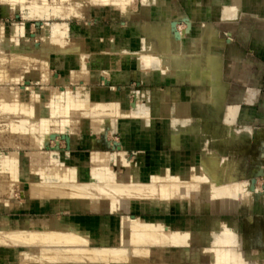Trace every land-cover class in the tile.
I'll return each mask as SVG.
<instances>
[{"label": "rangeland", "instance_id": "rangeland-1", "mask_svg": "<svg viewBox=\"0 0 264 264\" xmlns=\"http://www.w3.org/2000/svg\"><path fill=\"white\" fill-rule=\"evenodd\" d=\"M83 1H74L71 4L66 1L62 7L57 6L54 1H50L52 4L48 2V6L42 8L43 10H34L31 6L21 3L10 8L7 15L2 14L3 8L0 5V60L2 59L3 62L0 63L2 64L0 66V219L3 220L4 217L12 215H16V217L23 216L24 218L28 215H46L48 216L47 220L52 221L53 217L59 219L68 215L74 216L73 212L60 208L58 204L52 207V197L44 193L38 197L37 209L20 208L23 205L28 206L31 200L34 201L31 190L34 188L36 181H40L43 184L54 186L52 188L53 193L57 196V200L61 201L60 203L72 200L70 197L67 199L58 197L59 190H64L66 192H82L83 196L94 193L96 196L107 197L109 194H112V196L114 194L119 196L118 198H125L131 204V208L128 210H112L103 213L95 210L96 213L93 209L78 216L120 215L128 220L130 214H136L145 218L149 217V220L163 221V224L161 225L160 222L158 225L151 224V228H158L152 235L144 231H127L123 236H115L109 242H105L106 240L102 237L105 232L97 229L99 228L97 226L82 232L85 235L83 234L84 237L79 238V242H70L69 237L66 240L58 230L22 231L15 236L7 234L0 227V231L2 230L0 232V264H23L26 259L24 258L26 254L23 253L28 252L31 248L36 251L34 250L29 254L31 258L33 257L36 260L39 254L41 256L49 254H45L47 252L46 247L54 248L53 252L63 254V257L56 256L62 262L63 260L76 262V259L69 258L70 254L73 256L72 253L74 255L76 253L78 256H82V261L91 262L95 260L93 263L97 261V264H106V262L107 264H112L111 262L116 264V261H125L124 264H132L130 256L138 259L139 257L149 258L151 256L150 252L144 250L145 245L140 241L141 239L146 240L148 246L152 248H175L174 254L176 257L184 258L183 261L186 264H222L226 251L231 252L233 255H236L238 251H242L252 259L250 264H264V175H255L260 169L264 171V71H262L264 67V34H262L264 33V13L259 12L260 8L255 7L248 10L240 9L236 16L221 18L210 14V5H200V2L197 1L190 7L191 13H188L183 0H174L179 7H182H180V11H183L180 12L179 17L176 16L178 17L176 18L177 22L181 25V29L176 28L179 32L180 30L192 34L196 31L201 32V25L199 21H196L198 18L194 22L193 17L190 16L199 12L203 14L200 20L206 22V25H210H207V27L214 25L218 28L217 39L220 41L228 42L232 35L230 31H224L222 27H219V24L226 22V20L240 19L239 17L244 12L249 13V17L245 21H249L247 22L249 24L248 29L253 32L244 38H241V36L234 38L239 49L244 52L239 58L240 62H244L243 64L247 66V62H250L249 66L251 65L252 68L248 67V69L250 68L249 72L252 74H248L250 82L247 87L245 86L247 89L243 88V91H245L243 94L246 95L247 99L239 100L233 104L237 108L235 110L237 112L236 120L229 130L232 133L230 135L233 136V142L221 150H216L213 146V138L202 144L196 140V143H200V146L193 147V152L213 158L215 163H211L208 167H203L199 162L193 163L191 174L185 175V172L177 173L179 169L177 166H173L174 163L155 164L145 159H141L139 163L140 153L144 150H146V153H150V150L141 145H129L126 148L119 146L123 140L122 133L120 130L110 127L111 122L117 121V116L115 117L112 114L119 113V109L122 110V108L129 109L127 111L128 117H125L126 113V115L124 114V124L126 125L129 124L131 116L134 117V119L131 118L134 120L132 123H135V119H137L135 117L138 115H141V118L138 116L139 119H137L136 124L145 122L150 124L151 122V125H155L167 121L166 116L160 117L161 115L152 114L156 105L154 97H151V102L149 100L140 114H135L136 111H139L138 106L144 103L140 97L144 91L143 89L155 94L157 90L164 89L167 85L162 79H159L162 74L165 75L169 70V66L163 61L164 56L160 55L162 53L159 51H154L149 42L144 41L142 45H139V40H135L137 37L135 33L117 35L118 32H115L116 28L130 27L132 22L150 21L147 17H141V19L138 16L141 7L140 1L134 0L129 4V8L119 10L110 5L95 7L96 5H91L89 1ZM60 8H62V12ZM65 9L68 10V15L65 14L67 13ZM254 15L257 16L254 17ZM37 21H40V25L36 24ZM44 22L49 24V30L51 31H49L50 35L47 38L43 37L44 34L41 28ZM177 22L175 21L176 27ZM74 23L84 27L81 36H75L73 33ZM54 25L58 27L59 31L62 30L63 32L58 31V34L56 33L53 36ZM253 28L260 33L257 34ZM14 29H17V34H14V31H16ZM5 31L8 34H5ZM13 35H15L14 38H12ZM252 40H255V42ZM68 44L76 50L73 49V52H71L72 50ZM127 44L137 46L129 50L126 49ZM45 45L48 48H45ZM56 46H58L57 51L59 49V53L55 52ZM53 47L55 48L53 49ZM42 48L49 53L45 51V57H48V62H45L46 65L48 64L47 66H44V62L43 64L41 62L47 59L45 57H41V59L38 55L42 53L41 55L44 56ZM48 49L52 51H48ZM60 49L62 51L64 49L62 54ZM39 50L42 52H38ZM64 54L79 55V59L77 58L75 62L68 60L65 70L60 67V64H51L54 58L61 59ZM247 55L248 57H246ZM155 56L157 60H161L162 67L158 66L156 70L154 69L155 66L150 65V63H153L152 57L155 59ZM38 60L41 64L39 66ZM31 61L35 66L32 67V63L27 64ZM25 62L26 64H24ZM162 62L165 65H162ZM4 64H6V67L8 66L9 70L7 71L12 70L11 74L8 72L6 74ZM27 65L30 67H25ZM2 66H4V69ZM14 67L17 69L15 70ZM29 69L36 72L34 78L27 76V74H30ZM72 71L80 72L79 74L76 72L77 76L72 74L71 77L66 78L67 80L61 77L64 72L69 75ZM42 73L45 74L46 80H40L39 77ZM22 76L31 78L29 82H25L26 85L30 86L26 94L19 88L24 82L21 79ZM54 76H60L61 81L54 80ZM225 84H227L226 96L229 97L232 93L230 83L225 82ZM2 87L6 88L2 90ZM104 87L106 90L108 88L106 92L110 94L106 95L107 97L103 100L90 96L92 88L102 89ZM193 92L194 98H199L200 88H196ZM115 102L118 104H115ZM156 111L164 112V106H157ZM244 114L245 116L242 118ZM249 116L252 117L251 119L254 122L243 123L242 121ZM21 117L25 119L23 120ZM238 117L240 121L237 120ZM64 135L72 137L75 145L67 149ZM131 138L127 140H133L134 142V138ZM149 138V136L145 137V143L150 140ZM169 139L171 137L168 138L164 135L162 140L168 142ZM183 139H186V137ZM172 142L173 139L170 144ZM53 144L58 145L59 153L51 154L48 151L47 147ZM160 149L158 146L152 147L154 152ZM68 150H71L69 154L66 153ZM115 150L122 152L118 154V161L111 158V153L114 154ZM171 150L172 145H168L166 151L169 153ZM92 154H103L106 159L97 164L96 161L89 160V155ZM143 154L145 155V153ZM71 156H75L80 161V164H78L80 166L71 162ZM123 157H126L128 162L124 161ZM98 166H105L113 173L112 181L123 185L120 191L116 190L115 185L112 187L108 184L111 176L102 177L100 174L95 173L93 168ZM71 167H73V170L69 169ZM128 167L131 168V176L125 179L124 175L130 171ZM203 168L206 171L199 177L198 174ZM252 179H255L253 188ZM99 184L110 188V191H106L107 194L109 193L108 195L105 191H99L97 187ZM180 186H186V190L197 191V193L199 189V191L207 189L212 194L219 191L224 193L229 200L234 194H241L235 198L236 200L241 198L240 201L235 202H243L247 205L238 206L233 211H208L203 213L202 211L195 212L187 209L177 213L178 215L188 216L186 221L190 223L202 219L204 225L207 223L206 219L211 218L212 215L220 213L222 216L232 217L237 221L236 224L240 225L239 231H233L234 234L240 237V242L235 243L232 240L212 243L205 240L198 241L197 238L194 239L195 235H200L201 239L204 238L206 231H208L206 227L202 226L201 231L197 232L190 224L186 228L181 227L180 224L173 225L174 212L170 211L169 208L171 205L183 202L185 197L188 199L179 190ZM180 191L181 193H179ZM237 191L242 193L238 194ZM246 191L250 193L246 194ZM68 195L72 196L71 193ZM78 195H80L78 196L79 199L85 200L88 198L83 197L81 193ZM167 195L171 196L173 200L167 197L168 201L162 203V198H166ZM112 196H110V199L107 197V199L114 200L115 198L112 199ZM170 199L173 202L170 203ZM1 215L4 217L2 218ZM75 225L79 229L82 228L78 224ZM92 236L99 237L98 239L101 242ZM158 236H160V239L164 237V242L155 240ZM85 238H89L88 240H93V242L85 243ZM21 240L22 245H19ZM40 247L44 248V250L40 249L41 252L39 251ZM48 248L46 249L48 250ZM220 248H223V256L219 260H212L210 256L207 257V252L204 251V249H209L210 252L216 253ZM65 249L68 250L67 253ZM117 249L119 251L116 252V255L109 252ZM63 252L69 257L65 256ZM192 252V259H189ZM58 253L56 255H59ZM118 257H120V261ZM31 258L29 256L30 260L27 261H34ZM111 258L116 260L112 261ZM160 264L170 263L166 259ZM237 264L243 263L239 262Z\"/></svg>", "mask_w": 264, "mask_h": 264}, {"label": "bare ground", "instance_id": "bare-ground-1", "mask_svg": "<svg viewBox=\"0 0 264 264\" xmlns=\"http://www.w3.org/2000/svg\"><path fill=\"white\" fill-rule=\"evenodd\" d=\"M50 1L51 2L54 1L57 4V6L62 7L66 1H68L67 3L71 4V2H74V1L77 2V1H83V0H0V5L3 8L2 14L7 15L10 11V8L16 7L17 4H21V3L26 4L28 6H31L34 10H37V9H42V8L46 7L48 2L51 3ZM86 1H89L91 5L92 4L96 5L95 7H106V6L110 5V6L114 7L115 9L119 10L122 8H124V9L129 8V4H131L134 0H86ZM139 1L141 3V7L139 8L140 12H139L138 16L140 18L141 17H147L150 19V21H148V22L144 21L143 22L140 20L139 23L138 22L137 23L132 22L130 27L125 26L123 29L116 28L115 32H118L117 35H119V34L129 35L131 33H135V36H137L135 40H137V41L139 40L138 41L139 45H142V42H144V41L149 42L154 51H159L160 53H162L160 55L164 56V60L163 59L162 60L164 61V63L167 66H169V70L167 73L165 72L166 73L165 75L162 74L159 79H162L165 82V84L167 83V85H165L164 89H159L156 91L155 94L153 93L154 95L151 94V92L149 90L143 89L144 91L142 92L140 97L142 98L144 103H143V105L138 106L139 111H136L135 114H137V113L140 114L141 111L143 110V107L146 106V104L149 102L151 97H154L153 99L156 100V105H155L154 113H152V114H157L158 116L161 115L160 117L166 116L167 121H165L164 123L155 124V125H151V122H150V124H148V122L136 124V122L138 121L137 119L141 118L140 117L141 115L139 116L137 114L139 116V118H138V116L135 117V118H137V119H135L136 120L135 123H132V122H134V120H132V119H134V117L131 116V118L132 117L133 118L132 119L129 118V124L126 125V124H124V121H125V117H128L127 111L129 109L127 108L128 110H126V108H122V110L119 109V113H113L112 114L115 117L117 116V119H116L117 121L111 122L110 127L113 129H118L122 133V139L123 140L121 141V144H119V146H122V147L124 146L126 148L129 145H132V146L141 145V146H144L146 149L150 150V153H148V152L146 153V150H144L140 153L141 156H140L139 163L141 162V159L142 160H144V159L149 160L155 164H164L165 165L167 163H174L173 166H177L179 169V171H177V173L185 172V175H188L190 172H192V169H193L192 164L193 163L199 162L200 165H202L203 167L204 166L208 167L211 163H215L213 158L206 157L203 155H199V153L193 152V147L200 146L199 145L200 143L201 144L206 143V141L210 138L214 139L212 141H213V146L216 148V150L217 149L221 150L233 142V140H232L233 136L230 135L232 133L229 132L231 126L234 125V122L236 120L235 117L237 114V112L235 111L237 108H235V106L233 104H234V102H237L239 100H246L247 99L246 95L243 94V92H245V91H243V88L245 86L247 87L249 85V82H250L249 79L250 78L248 76L250 74H252L249 72L250 68L248 69V67H251V65L249 66L250 62L249 63L247 62L248 66L243 64L244 62L243 63L240 62L239 58L243 55L244 52L242 51V49H239V47L235 43L234 38L238 37V36H241V38H244L246 35L253 33L252 30L248 29L249 24L247 22H249V21H247V22L245 21V19L247 17H249V13L244 12L241 15V17L238 16L240 19H236L233 21H227V20H226V22L220 21L221 22L219 24L220 26L219 25L218 26L222 27L224 29V31H227V32L230 31L231 32L232 36H231V38H229L230 41H228V42L227 41L226 42L220 41L219 39H217L218 28L216 26L212 25L211 27H207L208 24L206 25V22L200 20L201 19L200 17L203 16L202 12L190 15L193 17L194 22L199 21V24L201 25L202 31L201 32L196 31L195 33L192 34L190 32L188 33L187 31L180 30V32H179L180 36L177 37L175 35V31L177 30L176 28H180L181 25L177 22L176 18H178L179 17L178 15H180V12H181L180 7L181 6L179 7V5H177L174 2V0H139ZM197 1L200 2V5H210V7H211L210 14H212L213 16H216V17H221V18H224L226 16H234V15L236 16L240 9L241 10L242 9L248 10L249 8H255V7H257L258 9L260 8L259 12L264 13V0H183V2L186 5V9H187L188 13H191L190 7H192V5ZM83 2H81V3H83ZM85 3H87V2H85ZM80 5H82V4H80ZM53 7H55V6H53ZM68 7H69V5H68ZM68 7H67V9H68ZM89 7H91V6H89ZM64 8H66V7H64ZM60 9L62 12V8H60ZM68 10L65 9V11H67V13H65V14H67V15H68ZM77 11H78V9H77ZM72 15H75V14H72ZM176 16H178V17H176ZM256 16L254 15V17H256ZM196 18H198V19L195 21ZM262 19H263V17H262ZM229 20H231V19H229ZM175 21L177 22V27H174L172 25V23ZM190 22L192 23V21H190ZM124 23H125V21H124ZM54 26H55V28H54V31L52 32L53 36L56 33L58 34V31H59L58 27H56V25H54ZM208 26H210V25H208ZM261 27H263V26H261ZM41 28H42V32L44 34L43 37L47 38V36H49L50 32H51L49 30V24L47 22H44V23H42ZM83 29H84L83 26L77 25L76 23H74L73 33L75 34V36H77V35L81 36L83 33ZM263 29H264V27H263ZM14 30H16V31H14V34H15L17 32V29H14ZM61 31L62 30H60L59 32H61ZM255 31L257 32V30H255ZM258 33H260V32H257V34ZM5 34H8V33L5 31ZM262 34H264V33H262ZM262 34H261V36H262ZM61 35H63V33H61ZM14 37H15V35H13L12 38H14ZM78 37H76V38H78ZM3 41H4V39H3ZM253 42H255V40ZM68 45L70 47V44H68ZM136 46L137 45H135V44H131V46L127 44L126 49L132 50ZM46 47L48 48V46L45 45V48ZM59 47H60V45H59ZM72 47H70V49L72 50L71 52H73V49H74ZM43 48H44V46H43ZM43 48H42V51L44 52L43 53L44 56L41 55L42 51L40 52V50L38 52H40L41 54L37 53L38 55H40V58L46 56L45 51L47 52V50H43ZM54 48L55 47H53V49ZM57 48H58V46H56V48H55L56 51L55 50L54 51L59 53L60 51L58 49V51H59L58 52ZM50 50L48 49V51H50ZM74 50H76V49H74ZM62 52H64V49H63V51L61 50V54H62ZM65 56H67V58H65ZM246 57H248V55ZM77 58L79 59V55L78 56L77 55L72 56L69 54L68 55L64 54L61 59L54 58V60L51 64H54V63H57L58 65L60 64V67L63 68V70H65L64 69L65 66L68 65L67 61L70 60L71 62H75V60H77ZM158 58L160 59V57H158ZM46 59L47 60L41 61L42 64L44 62V64H43L44 66L46 65L45 62L46 63L48 62V57ZM151 60H153L152 61L153 63H150ZM151 60L149 61V63H150V65L152 64L153 66H155L154 67L155 70H156V68H158V66H160V68H162L161 67V60L160 61L157 60L156 56H155V59H153V57H152ZM39 61L40 60H38V66L41 65V64H39ZM34 62H35V60H34ZM0 63H3V62L1 61ZM4 63H5V61H4ZM29 63H32V65H31L32 67H33V65L35 66V64H33L32 61L27 62V64H29ZM36 63H37V61H36ZM6 64H4V66ZM24 64H26V62ZM165 64H163V62H162V65H165ZM1 65L2 64H0V66ZM29 65H27L25 67H28ZM4 66H2L3 69H4ZM153 66H152V68H153ZM11 68H13V67H11ZM14 69L16 70L17 68L14 67ZM32 69H29L28 72L30 74L29 75L27 74V76H30V77L32 76L34 78L36 72ZM262 69L261 70L264 71V67ZM7 70H9L8 66L6 67V69L4 71L6 72V74H8V73L11 74L12 70L10 72ZM261 70H260V73H261ZM251 71H252V69H251ZM76 72L79 74L80 71L79 72L78 71H72L71 74H69V75H67L66 72H64L61 77L65 78V80H67L69 77H71L72 74H76V76H77ZM81 72H82V70H81ZM41 75L39 77L40 80H44V79L46 80V78L44 77L45 74L42 73ZM21 79L24 82L21 84V86L19 88L22 90V92L24 94H26V93H28L27 91L29 90L30 86L26 85L25 82H29L31 80V78L29 79V78L22 76ZM53 79L56 81H59V82L61 81L60 76H54ZM22 80H21V82H22ZM225 82L230 83L229 85H230L232 93L230 94L229 97L226 96L227 84H225ZM109 86H105V87H109ZM105 87L102 89H95V88L93 89L92 88V90L90 92V96L95 98V99L101 98L99 100H103V98L107 97L110 94V93L106 92V91H108V88L106 90ZM205 87H206V89H204ZM246 87H245V89H247ZM3 88L5 89L6 87H2V90H3ZM196 88H198V89L200 88L199 98H194V92L193 91H195ZM150 102H151V100H150ZM115 104H118V103L115 102ZM225 104H226V106H225ZM162 105L164 106V112L161 113L160 111H156L157 106H162ZM143 114H142V116H143ZM244 116H245V114L242 116V118ZM28 117H30V116H28ZM153 117L154 116L152 115V118ZM239 117L237 120L240 121ZM21 118H23V117H21ZM26 118H27V116H26ZM251 118L252 117L249 116L246 119H244L242 122L245 124L254 122V121H252L253 119H251ZM24 119L25 118H23V120ZM256 119H255V121H257ZM164 135H166L168 138L171 137V139H169L168 142L163 141L162 139L164 138ZM128 136H129V138H128ZM146 136L150 137L149 138L150 140L147 143H145L146 142V139H145ZM131 137L134 138V142H133V140L132 141L127 140V139H130ZM184 137H186V139H183ZM172 139H173V142H172V144H170V141ZM196 140L200 141V143L199 144L196 143ZM70 145L71 146L75 145V142H74L72 137H70ZM168 145H172V150L169 153L166 151V147ZM153 146H158L161 149L154 152L152 150ZM47 148L51 154H57L60 152V149H59L57 144L50 145ZM69 151H71V150L66 151V153L69 154ZM121 153H122L121 151L115 150L114 154L111 153V158H113L115 161H118V158H119L118 154H121ZM143 153H145V155ZM104 154H106V153H104ZM105 157L106 156L103 154L102 155H93L92 154V155H89V160L90 161H96L95 163L98 164L100 162L105 161V159H106ZM71 159H72L71 162H73V164L76 163L75 165L80 166V165H78V164H80V161L75 156H71ZM123 159H124V161L128 162L126 157H123ZM73 164H72V166H73ZM128 168L130 169V171L126 172V174L124 175L125 179L129 178V176H131V168L130 167H128ZM69 169L73 170V167H71ZM93 169L95 170V173L100 174L102 177L111 176V177H109L110 180H109L108 184L112 187H113V185H115L116 190L120 191L122 189V186H123L122 184L120 185L119 183L117 184L116 182L112 181V174L113 173L109 169H107L105 166H102V167L98 166L97 168L94 167ZM205 171H206V169L203 168V170H201L200 173L198 174L199 177H201ZM62 183H63V181H62ZM42 184L43 183H41L40 181H36L34 188L31 190V196L34 197L33 198L34 201L31 200L29 202L28 206L23 205V206H20V208L30 209V210L37 209L38 207L36 206L37 205L36 203L39 200L38 197L40 195H42V193H44V194H48L49 196L52 197V207L54 205L58 204L60 206V208H64V209H67V210H70L71 212H73L74 216L68 215V216H64V217L59 218V219L56 217H53V218L51 217L53 220L48 221L47 220L48 216H46V215H44V216L28 215V217H26V218H24L23 216L16 217V215H12L9 217L8 216L4 217L1 215V217L2 218L4 217V218H3V220L0 219V227H1V229L5 230L4 232H7V234H9V235L12 234V235L16 236L17 233H20L22 231H42L44 229H48V230L50 229V231L58 230L59 232H61V234L64 235L63 237H65L66 240H68L67 238L69 237L70 242H79L80 241L79 238L84 237L83 236L84 233H82V232L86 231L88 228H95L97 226V227H99L97 229H99V230L101 229L102 232H105L102 234V237L104 238V240H106L105 242H109L115 236H118V237L123 236L124 233H127V231H130V232H132V231L143 232L144 231L146 233L149 232V234L152 235V234H154V231L158 230V228H156V229L151 228L150 225L151 224L158 225L159 222L161 225L163 224V221H157L154 219L149 220L148 219L149 217L145 218L142 216H138L136 214H130L128 216V220L124 219L123 216H120V215L78 216V215H83V213H86L89 210H93V209H94V211L97 210V211L102 212V213L105 211H112V210H118V211L128 210L129 208H131V204H130V201H127L125 198H118L119 196L114 195V194L112 196V194L108 193L109 194V196H107L108 199H110V196H112L111 197L112 199L115 198L114 200L110 201L107 199V197L100 196V195L96 196L94 193H92L91 195L89 194L87 196L86 195L83 196L82 192H74V191L73 192H66L64 190H59L58 197L64 198V199H67L70 197V198H72V200L70 202L66 201V202L60 203L61 201L59 202L57 200L58 198H56L57 196H55V194L53 193L52 188L54 186L48 185V184L46 185L44 183L43 184L44 187H42L43 186ZM81 187H83V186H81ZM97 187H98L100 192L105 191L106 195H108L106 192V191H110V188L108 186H104V185L99 184V185H97ZM185 187L180 186L179 190H181L183 193V196H187L188 199L185 197V199H183V202H179L178 200H176L177 198H175V200L178 201L180 204L177 202L178 204H175L173 206L171 205V207L169 208L170 211L174 212V215L180 211H184L187 209H189L191 211H195V212L196 211H202L203 213L208 212V211H211V212L212 211H219V212L221 211L222 212V211H230V210L233 211L238 206L247 205V204H244L243 202L242 203L241 202H235L238 200L240 201L241 198H238L237 200L235 198H236V196L237 197L240 196L241 195L240 193H242V192L238 193V191H237L236 193H238L240 195L234 194L233 197H231V200H229L226 198V195L224 193L219 192V191H218V193L216 191V192H213V194H212L207 189H203L201 191H199L200 190L199 189L198 193H197V191L193 192V190H190V191L186 190ZM181 191L179 193H181ZM70 193L72 194V196L68 195ZM80 193L82 194L83 197H88V198H86L85 200L79 199L78 196H80V195H78V194H80ZM248 193H250V192L246 191V194H248ZM163 197H165V196H163ZM167 197H168V199L171 198V196L167 195L166 198H162L163 199L162 203H165L166 201H168ZM171 199L169 201L170 203L173 200V199L172 200ZM225 200H228L229 202L228 201L226 202ZM184 201H187V202H184ZM60 208H58V209H60ZM174 215L172 217L173 225L180 224L181 227L186 228L187 225L190 224L194 227V229L197 232L201 231L202 226L207 228L208 231H206L207 233H206V236L204 238L201 239L200 235H197V234L195 235L194 239L197 238L198 241L205 240L208 243H212V242H216V241L227 242L229 240H232V241H235V243L240 242V237L238 235L234 234L235 231L240 230L239 229L240 225L236 224L237 221L232 217H225V216L220 215V213H219L218 215H212L211 218L206 219L207 223L204 225L202 223V219H197L195 222L192 220L193 222L190 223V222L186 221L188 216L178 215V214L175 216ZM193 219H195V218H193ZM75 224L80 225L84 229H82V228L79 229V227ZM92 237L95 239L99 238V237H95V236H92ZM163 238L160 239V236H158L157 238H155V240H159L161 242H164L165 238L164 239ZM88 239L89 238H87V239L85 238V243H92L93 242V240H88ZM7 240H9V239H7ZM81 240L83 241L84 239L82 238ZM185 240H187V239H185ZM140 241L142 243H144V245H145L144 250L150 252L151 256L149 258L139 257V259L136 257L134 258L133 256H130L132 258V262H131L132 264H160V263H163L166 259H167V261H169L170 264H186L183 261L184 258L176 257V255L174 254V252L176 251L175 248L156 249V248H152V247L148 246L146 240L141 239ZM21 242H22V240L20 241L19 245H22ZM42 247L39 248V251H40V249L44 250V248H42ZM46 248H48V247H46ZM46 248H45V250L47 252L45 251L46 252L45 254H47V253H49V254L41 256V254L38 253L39 257L36 260L33 257H32L33 258L32 259L31 255L29 254L30 252L35 250L34 248H31L28 252L23 253V254H26V255H24L25 256L24 258H26V259L23 262V264H33V262H34V264L35 263L36 264H90V263L97 264V261H96V263H93V262H95V260L91 261V262H87L84 260L82 261L81 260L82 256L81 255L78 256L76 253H75V255H74V253H72L73 256H71V254L70 255L68 254L70 256L69 257L64 252L63 253L65 254V256H67L69 258L76 259V262H74V261L66 262L64 260L62 262L58 258L61 257L63 254L60 255V253H58L55 249V251L59 254V255H56L57 253L53 252L54 248L49 247L48 250ZM188 250L190 251L191 249H188ZM222 250H223V248H220L219 250L216 251V253H212V252H210L209 249H204V251L207 252L206 253L207 257L210 256V258L212 260L221 259L223 256ZM65 251L67 253L68 250L65 249ZM118 251H119V249L110 250L109 252L112 254L115 253V255H116V252H118ZM217 252H219V253H217ZM34 253H31V254H34ZM38 254H37V256H38ZM42 254H44V253H42ZM192 255H193V252L190 254L189 259L191 258ZM29 256L34 261L28 262L27 260H30ZM56 256H59V257L57 258ZM119 256L121 257V255H119ZM120 257H118L119 261L121 260ZM233 257H235V259H233ZM115 258H117V257H115ZM114 259H112V261ZM123 259H125V258H123ZM159 260H161V261H159ZM105 261H108V260H105ZM223 261L224 262L222 264H237L239 262H241L243 264L252 263V259L247 257L242 251H238L236 253V255L235 254L233 255L231 252L226 251L225 256L223 258ZM111 263L114 264L113 262H111ZM115 263L116 264H124L125 261L124 262L123 261L122 262L116 261ZM100 264H103V263H100ZM106 264H107V262H106ZM108 264H110V263H108Z\"/></svg>", "mask_w": 264, "mask_h": 264}, {"label": "water", "instance_id": "water-1", "mask_svg": "<svg viewBox=\"0 0 264 264\" xmlns=\"http://www.w3.org/2000/svg\"><path fill=\"white\" fill-rule=\"evenodd\" d=\"M36 24H37V25H40V21H37ZM172 25H173L174 27H176V23H175V22H173ZM175 35H176L177 37L180 36V33H179L178 30L175 31ZM63 138H64V139L66 140V142H67V149H69L70 146H71V145H70V137H69L68 135H64ZM116 144H117V143H116ZM255 175H257V176L262 175V176H263V175H264V171H263L262 169H260ZM254 183H255V179H252V188L254 187Z\"/></svg>", "mask_w": 264, "mask_h": 264}]
</instances>
